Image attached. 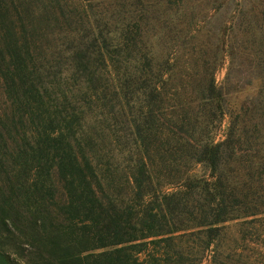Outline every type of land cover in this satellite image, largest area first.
<instances>
[{
	"label": "trees",
	"instance_id": "16d2710c",
	"mask_svg": "<svg viewBox=\"0 0 264 264\" xmlns=\"http://www.w3.org/2000/svg\"><path fill=\"white\" fill-rule=\"evenodd\" d=\"M186 1L0 0V264H264L220 243L264 214V47L219 141L225 87L193 22L174 35Z\"/></svg>",
	"mask_w": 264,
	"mask_h": 264
},
{
	"label": "rangeland",
	"instance_id": "374dc122",
	"mask_svg": "<svg viewBox=\"0 0 264 264\" xmlns=\"http://www.w3.org/2000/svg\"><path fill=\"white\" fill-rule=\"evenodd\" d=\"M158 1V0H157ZM260 0H188L179 9L178 13L172 17V25L176 28L174 35L178 34V29H182L184 23H192L194 31L197 34L198 44H203V49L207 50L206 59L214 65L213 75L219 86L225 87V113L218 132L217 140L225 138L226 128L231 123L233 115L241 112L245 103L249 102L251 97L257 95L261 88V79L252 72L248 59L254 61L253 47H264V42L260 39L263 33L256 29L257 25L264 27V21L257 14H249L251 7H256ZM159 6H157L158 8ZM248 11H246V10ZM250 15L256 17L250 18ZM157 26V62L167 60L168 48L160 39L161 35ZM200 31V32H197ZM225 34V40L222 35ZM257 39L254 46L251 41ZM224 42H223V41ZM223 43V44H222ZM222 44V45H221ZM221 45V46H220ZM219 49V50H218ZM234 56V60L231 58ZM247 58V59H246ZM234 61V72L232 81L228 82V75L231 64ZM248 63H247V62ZM175 61L171 57V67ZM185 62V71L188 70L189 64ZM212 68V67H211ZM243 87L229 88L239 85ZM0 101L5 105V95L0 88ZM200 172L210 171L198 166ZM254 217H259L257 222L250 223ZM248 221V223H245ZM244 223V224H243ZM227 228L223 231L220 243L224 248L237 247L244 252L245 261L257 263L264 262V214L229 220L224 223ZM244 231L249 234L244 235ZM204 264H209V259H205Z\"/></svg>",
	"mask_w": 264,
	"mask_h": 264
}]
</instances>
